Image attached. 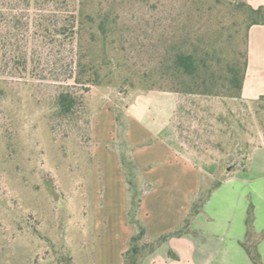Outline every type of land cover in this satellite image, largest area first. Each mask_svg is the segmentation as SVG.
<instances>
[{
    "label": "rangeland",
    "instance_id": "obj_1",
    "mask_svg": "<svg viewBox=\"0 0 264 264\" xmlns=\"http://www.w3.org/2000/svg\"><path fill=\"white\" fill-rule=\"evenodd\" d=\"M238 1L222 0L229 10L219 11L215 24L221 20L226 27L232 25L237 9L230 4ZM164 8L168 11H160ZM164 8L144 11L151 21L145 26L153 38L167 34L165 25H157L156 19L167 16V27L172 23L168 3ZM38 45L30 51L34 69L25 77H0V264H100L99 237L112 231L118 212L112 211L111 170L95 152L94 117L107 101L122 112L135 95L145 91L125 89L122 93L114 84L89 89L73 85L67 80L73 69L70 45L47 47L40 41ZM65 86L83 96V105L71 121L56 118V98ZM204 100L197 103L211 106H193L196 116L186 113L177 123L193 154L219 166L213 176H204L206 192L238 165L246 164L254 147L264 144V103ZM117 117L116 139L121 143V113ZM131 149L120 148L128 190Z\"/></svg>",
    "mask_w": 264,
    "mask_h": 264
},
{
    "label": "trees",
    "instance_id": "obj_2",
    "mask_svg": "<svg viewBox=\"0 0 264 264\" xmlns=\"http://www.w3.org/2000/svg\"><path fill=\"white\" fill-rule=\"evenodd\" d=\"M167 3L172 23L167 27V16L156 19L157 25H165L167 34L161 32L153 38L145 26L151 21L146 20L144 11H159ZM230 5L237 14L233 24L226 27L221 20L214 22L219 11L229 10L222 0H0V77L10 74L22 78L31 67L34 69L30 51L40 47L38 41L47 47L70 45L73 69L67 80L73 85L89 89L114 84L122 93L139 88L145 92L176 93L187 100L186 113L194 117L197 111L192 107L202 105L198 100L242 98L249 31L264 24V6L254 8L248 0ZM72 89L65 86L56 98L57 120L71 121L78 106L83 105V96ZM261 102L264 103V96L249 103ZM207 105L211 106L207 103L202 107ZM88 129L92 141L91 117ZM128 168V216L135 233L124 254V264H143L148 255L170 239L196 234L192 220L221 181L206 192L202 185L192 195L191 209L178 228L150 237L138 217L142 190L131 159ZM254 219L251 207L242 246L254 264H264L258 250L264 231L255 232Z\"/></svg>",
    "mask_w": 264,
    "mask_h": 264
},
{
    "label": "crops",
    "instance_id": "obj_3",
    "mask_svg": "<svg viewBox=\"0 0 264 264\" xmlns=\"http://www.w3.org/2000/svg\"><path fill=\"white\" fill-rule=\"evenodd\" d=\"M248 2L254 8L264 6V0ZM262 96L264 24L255 25L249 31L248 67L241 101L249 103ZM187 106V100L179 94L150 91L135 95L122 112L120 106L107 101L102 112L94 117L95 152L111 170L112 211L118 212L114 213L117 221L112 231L99 237L100 264H124V254L135 233V226L128 224L127 217L130 194L120 161L123 148H132L129 155L142 190L138 217L150 237L178 228L188 215L191 197L201 189L204 176L217 173V163L208 164L194 155L181 138L177 118L186 114ZM118 113L123 124L121 143L116 139ZM251 207L254 230L261 234L264 231V144L254 147L247 163L229 173L212 191L192 220L195 235L183 234L170 239L148 255L143 264H254L242 246L247 237ZM258 250L264 263V239L258 244Z\"/></svg>",
    "mask_w": 264,
    "mask_h": 264
}]
</instances>
